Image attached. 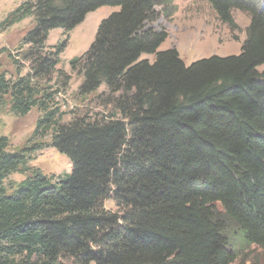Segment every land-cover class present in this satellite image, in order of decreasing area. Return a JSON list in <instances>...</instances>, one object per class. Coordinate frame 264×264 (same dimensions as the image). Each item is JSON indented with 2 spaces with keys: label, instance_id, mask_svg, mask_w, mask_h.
Wrapping results in <instances>:
<instances>
[{
  "label": "trees",
  "instance_id": "1",
  "mask_svg": "<svg viewBox=\"0 0 264 264\" xmlns=\"http://www.w3.org/2000/svg\"><path fill=\"white\" fill-rule=\"evenodd\" d=\"M206 1L231 31L232 11L248 14L237 54L186 64L158 50L167 33L150 23L164 0H25L2 21L32 25L18 47L30 70L14 81L0 72V108L37 107L33 135L51 131L71 170L52 182L29 166L33 148L9 150L0 135V264H63L65 254L74 264H233L232 234L264 252V0ZM103 5L118 8L69 66L79 94L105 85L113 111L60 122L38 88L68 78L56 68L66 41L47 49L49 31L66 34ZM14 172L29 174L7 193Z\"/></svg>",
  "mask_w": 264,
  "mask_h": 264
},
{
  "label": "rangeland",
  "instance_id": "2",
  "mask_svg": "<svg viewBox=\"0 0 264 264\" xmlns=\"http://www.w3.org/2000/svg\"><path fill=\"white\" fill-rule=\"evenodd\" d=\"M22 1L25 0H0L1 28L2 21ZM164 2L166 9L156 6L157 18L150 23L167 33L158 50L175 48L186 64L212 54L229 55L240 51L245 28L249 23V16L244 11L238 9L232 11L237 28L231 31L217 18L206 0H164ZM117 8L109 5L100 6L87 13L84 20L66 34H63L60 28L49 31L46 40L47 49H54L57 44L66 41L56 68L63 70L68 78L54 74L51 79L40 80L38 88H41L43 94L44 92L52 94V101L49 104L51 108L58 109L60 122H68L76 117L92 120L113 111L105 85H100L87 95L78 93L81 76L71 70L69 60L85 53L94 39L98 22ZM31 25V18L28 17L5 30L0 28V72L5 73L6 78L11 81L30 70L28 62L21 58L18 47L22 36ZM24 49L26 46L21 51ZM140 58L151 61L154 55L143 53ZM262 69L264 64L258 67V70ZM62 79L67 81L66 85H63ZM41 99H44V96ZM41 114L37 107H32L25 115H15L9 111L6 103L0 108V135L8 138L9 150H18L23 146L33 148L29 166L39 169L54 182L70 172L71 163L64 154L49 144L51 131L33 135L35 122ZM28 174L19 172L9 174L3 182L6 192H12L16 184ZM102 204L106 210L119 212L110 199L103 200ZM230 237V244L236 255L233 264H264V252L261 248L245 242L237 234H232ZM60 260L63 264H74L73 257L67 254L62 255Z\"/></svg>",
  "mask_w": 264,
  "mask_h": 264
}]
</instances>
